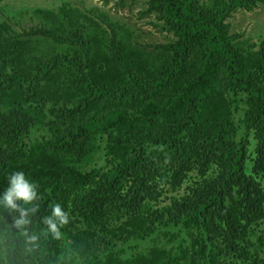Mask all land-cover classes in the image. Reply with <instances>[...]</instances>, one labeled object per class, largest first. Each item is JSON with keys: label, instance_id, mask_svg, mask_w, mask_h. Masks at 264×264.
<instances>
[{"label": "trees", "instance_id": "1", "mask_svg": "<svg viewBox=\"0 0 264 264\" xmlns=\"http://www.w3.org/2000/svg\"><path fill=\"white\" fill-rule=\"evenodd\" d=\"M262 4L143 0L152 42L68 1L3 20L0 191L37 196L0 209V264H264V36L228 21Z\"/></svg>", "mask_w": 264, "mask_h": 264}, {"label": "rangeland", "instance_id": "2", "mask_svg": "<svg viewBox=\"0 0 264 264\" xmlns=\"http://www.w3.org/2000/svg\"><path fill=\"white\" fill-rule=\"evenodd\" d=\"M66 1L86 11L94 6L100 7L108 11L114 18L119 17L121 22L133 26L146 41L165 40L164 35L156 32L155 28L149 24L150 17H141L138 14L142 9L143 0L139 1L132 11L126 8L117 10L114 6L115 0H110L108 4H104V0H0V23L7 20L8 23L15 25L17 30L22 31L19 27L21 26L28 31L30 27L34 28L40 25V19L33 15L32 9L34 7H59ZM16 21L19 23L16 24ZM228 21L231 23V32L241 33L242 38L259 42V39L264 36V4L252 10H238L229 17ZM151 31L153 34L147 33ZM259 228L264 230V225L257 227V229Z\"/></svg>", "mask_w": 264, "mask_h": 264}, {"label": "clouds", "instance_id": "3", "mask_svg": "<svg viewBox=\"0 0 264 264\" xmlns=\"http://www.w3.org/2000/svg\"><path fill=\"white\" fill-rule=\"evenodd\" d=\"M37 185L26 178L24 172L13 171L7 177V186L0 191V209L15 208L14 200H19L22 204H29L37 196ZM23 216L24 213L21 212ZM68 213L64 211L60 204H53L50 213L44 218V224L53 236H59V226L67 223ZM25 220H17L16 224L26 223Z\"/></svg>", "mask_w": 264, "mask_h": 264}]
</instances>
